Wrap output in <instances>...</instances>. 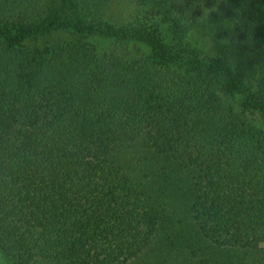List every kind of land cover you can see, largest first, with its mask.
I'll list each match as a JSON object with an SVG mask.
<instances>
[{"label":"trees","instance_id":"obj_1","mask_svg":"<svg viewBox=\"0 0 264 264\" xmlns=\"http://www.w3.org/2000/svg\"><path fill=\"white\" fill-rule=\"evenodd\" d=\"M81 1L0 0V264H264V0Z\"/></svg>","mask_w":264,"mask_h":264},{"label":"rangeland","instance_id":"obj_2","mask_svg":"<svg viewBox=\"0 0 264 264\" xmlns=\"http://www.w3.org/2000/svg\"><path fill=\"white\" fill-rule=\"evenodd\" d=\"M94 2V10L86 12L87 20L94 18L117 26L126 24L138 14L148 12L139 0H91ZM79 0V4H81ZM208 7L204 2H198L192 7L194 15L193 29L195 37L204 45L208 52H212L213 42L208 32L210 26ZM151 14V13H150Z\"/></svg>","mask_w":264,"mask_h":264}]
</instances>
